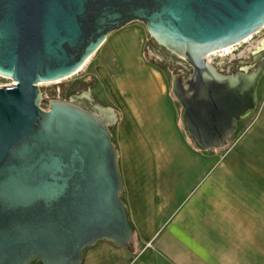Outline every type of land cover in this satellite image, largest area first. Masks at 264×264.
<instances>
[{"label": "water", "instance_id": "1", "mask_svg": "<svg viewBox=\"0 0 264 264\" xmlns=\"http://www.w3.org/2000/svg\"><path fill=\"white\" fill-rule=\"evenodd\" d=\"M135 22L193 69L172 92L197 150L228 147L255 114L264 65L226 78L207 57L264 28V0H0V77L15 83L0 87V264H81L103 240L130 248L113 111L89 91L43 104L39 86L79 73Z\"/></svg>", "mask_w": 264, "mask_h": 264}, {"label": "crops", "instance_id": "2", "mask_svg": "<svg viewBox=\"0 0 264 264\" xmlns=\"http://www.w3.org/2000/svg\"><path fill=\"white\" fill-rule=\"evenodd\" d=\"M136 23L86 64L116 119L112 140L135 234L130 248L99 241L81 264H264V109L228 147L197 150Z\"/></svg>", "mask_w": 264, "mask_h": 264}, {"label": "rangeland", "instance_id": "3", "mask_svg": "<svg viewBox=\"0 0 264 264\" xmlns=\"http://www.w3.org/2000/svg\"><path fill=\"white\" fill-rule=\"evenodd\" d=\"M136 24H140V26L145 27L144 24L140 22ZM146 34L147 37H146V45H145V58L152 66H154L160 72V74L163 76L164 80L166 81V85L168 86L169 91L171 92V98L176 106L179 117V123L181 125L180 114H181L182 106L175 99L173 95L172 92L173 79L175 76H182L185 78L190 77L193 74V69L183 58L170 52L168 49L158 44L156 40L153 39L148 33ZM261 39H264V28H262L257 34H255L252 39L237 47L236 51L232 56L229 57L213 56L209 58V62L217 70L226 69L227 66L233 64L232 61L233 58H236L235 60H237L238 54L242 53L243 50H245V48L247 47H249V49H253L257 47ZM91 60L92 62H94L96 58L94 57V59ZM92 68H93L92 65H86L79 73L66 80L57 83L40 84L39 88L41 89V92L43 94L42 103L46 104L54 100L69 101V99H71L73 96H79L82 93L89 91L97 99V102L103 106L102 103H104V100H103V94L101 93V87L99 85V82L93 75ZM11 83L12 80L0 79V84L2 85H8ZM263 109H264V77L262 78L259 84L258 106L253 116L261 113ZM244 122L246 121H243L238 124V128L235 134L233 135V137L230 139L229 145L232 144L238 138V136L244 131L245 128ZM181 128L183 134L187 138L182 125Z\"/></svg>", "mask_w": 264, "mask_h": 264}, {"label": "flooded vegetation", "instance_id": "4", "mask_svg": "<svg viewBox=\"0 0 264 264\" xmlns=\"http://www.w3.org/2000/svg\"><path fill=\"white\" fill-rule=\"evenodd\" d=\"M262 54H264V39L259 41L257 47L253 49L247 47L242 53H239L238 60H236L238 62H236V64H230L226 69H220L218 71L226 78H230L233 73H250L258 66L264 65V61L261 60ZM235 59L236 58H233L232 61H235ZM69 101H71V99H69Z\"/></svg>", "mask_w": 264, "mask_h": 264}, {"label": "built area", "instance_id": "5", "mask_svg": "<svg viewBox=\"0 0 264 264\" xmlns=\"http://www.w3.org/2000/svg\"><path fill=\"white\" fill-rule=\"evenodd\" d=\"M254 35H252L251 37H249L248 39H246L245 41L239 43V44H236V45H233V46H230V47H227V48H224V49H221V50H218L212 54H210L208 57H207V60L209 62V58L210 57H213V56H218V57H223V56H226V57H229V56H232L234 54V52L236 51V48L239 47L240 45L246 43L247 41H249L250 39L253 38ZM210 63V62H209ZM211 64V63H210ZM212 65V64H211ZM213 66V65H212ZM0 79H4L2 77H0ZM15 85V83L12 81L11 84H8V85H2L0 84V87H8V88H12L13 86Z\"/></svg>", "mask_w": 264, "mask_h": 264}]
</instances>
